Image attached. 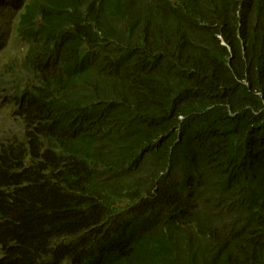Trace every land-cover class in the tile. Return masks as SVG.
<instances>
[{"label": "trees", "instance_id": "16d2710c", "mask_svg": "<svg viewBox=\"0 0 264 264\" xmlns=\"http://www.w3.org/2000/svg\"><path fill=\"white\" fill-rule=\"evenodd\" d=\"M1 43L0 264H264V0H0Z\"/></svg>", "mask_w": 264, "mask_h": 264}, {"label": "clouds", "instance_id": "9594fccd", "mask_svg": "<svg viewBox=\"0 0 264 264\" xmlns=\"http://www.w3.org/2000/svg\"><path fill=\"white\" fill-rule=\"evenodd\" d=\"M225 43V41H223ZM5 117L2 116V118ZM183 118V116H181ZM5 121V118H4ZM3 121L0 122V128ZM179 140V138L177 139ZM140 173H143L144 170L141 169L139 171ZM118 199L115 200L117 203L118 210H120V213H128L132 212L138 208L141 207H149L151 209H156L159 206V198L156 196L155 191L145 193V190H143L142 194L140 193V189L138 188H119L118 190ZM124 253H122L123 255Z\"/></svg>", "mask_w": 264, "mask_h": 264}, {"label": "rangeland", "instance_id": "374dc122", "mask_svg": "<svg viewBox=\"0 0 264 264\" xmlns=\"http://www.w3.org/2000/svg\"><path fill=\"white\" fill-rule=\"evenodd\" d=\"M5 41H6V40H5ZM5 41H4V43H5ZM4 43H1V44H0V55H3V56L5 57V59H9L10 56H9L8 53H7V50L9 49V45L3 50V48H4L3 44H4ZM2 46H3V47H2ZM4 118H5V117L1 118V113H0V119H1L0 122H1V121H4Z\"/></svg>", "mask_w": 264, "mask_h": 264}]
</instances>
